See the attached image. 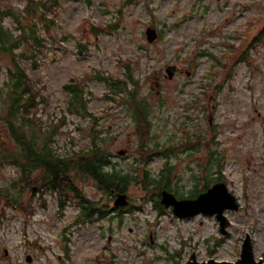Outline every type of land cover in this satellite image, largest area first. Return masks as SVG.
<instances>
[{"label": "rangeland", "instance_id": "obj_1", "mask_svg": "<svg viewBox=\"0 0 264 264\" xmlns=\"http://www.w3.org/2000/svg\"><path fill=\"white\" fill-rule=\"evenodd\" d=\"M25 3L0 0L14 11ZM57 14L40 65L26 62L36 88L28 128L38 144L71 157L102 142L116 170L145 164L153 176H169V192L178 198L196 196L203 175L212 179L221 167L240 209L225 214L224 235L213 218L181 219L171 208L157 209L151 193L132 184L129 211L76 221L77 200L61 209L55 195H35L34 184L25 187L19 168L0 156V189L17 182L18 197L17 206L0 198V264H188L193 254L200 262L235 261L245 234L255 259L264 262V0H59ZM109 24L117 26L94 34L92 25ZM147 27L158 32L151 43ZM7 63L0 58V86ZM170 65L177 67L172 78ZM107 78L127 86L115 94ZM75 82L83 88V107H72L64 89ZM130 90L149 105L144 143ZM4 126L0 116L2 135ZM198 138L204 143L196 145ZM78 188L89 198L102 196L88 182Z\"/></svg>", "mask_w": 264, "mask_h": 264}, {"label": "trees", "instance_id": "obj_2", "mask_svg": "<svg viewBox=\"0 0 264 264\" xmlns=\"http://www.w3.org/2000/svg\"><path fill=\"white\" fill-rule=\"evenodd\" d=\"M58 6L59 0H26L21 10L14 11L0 4V58L8 61V78L0 86V96L3 100L0 106V116L5 123L4 128L2 127L3 131L1 130V133L5 132V134H0V138L4 136L2 142L5 143L6 148L1 152V160L19 168L25 187L31 188V184H34L43 185L52 190L58 189L59 186L63 188L67 165H70L68 170L70 184H68L71 199L77 200L80 208L76 221L92 222L94 219H104L112 212L122 214L129 211V207H112L111 202L117 193H127L132 184L141 185L146 196L151 193V200L155 201V207L162 210V205L155 198L161 197L162 190L171 191L169 176L167 178L164 174L160 177L153 176L145 164L134 171L116 170L110 152L103 148L102 142L97 141H93L92 146L86 151L81 154L76 152L68 160L66 156L53 152L47 146L48 144L40 146L37 134L29 130V126H34L30 110L36 103V88L27 74L26 62L32 69L40 65L39 59L42 48L45 46V34H48L57 23ZM6 19L13 21V27L6 23ZM116 26L117 24H109L103 28L92 25V30L94 34H101L115 29ZM77 50L83 53L82 41L78 43ZM128 79L136 85L130 73ZM107 82L115 94L127 86L126 81L121 79L107 78ZM64 89L71 96L70 105L72 107H83V88L80 83H67ZM130 95L133 117L137 122L141 142L144 143L149 139L151 130L149 105L131 90ZM202 140L198 138L195 144L204 143ZM195 144L193 145L196 146ZM211 155L212 153L209 154ZM170 169L167 167L168 175L171 173ZM37 170L43 172L44 177L35 176ZM207 178L203 175V179L200 180L203 190L210 185ZM83 181L93 185L97 191L100 190L101 198L96 200L89 198L84 191L78 188V184ZM16 183L13 182L9 189H0V198L5 200L6 205L9 203L13 206L18 205V197L13 191L17 190Z\"/></svg>", "mask_w": 264, "mask_h": 264}, {"label": "water", "instance_id": "obj_3", "mask_svg": "<svg viewBox=\"0 0 264 264\" xmlns=\"http://www.w3.org/2000/svg\"><path fill=\"white\" fill-rule=\"evenodd\" d=\"M146 39L149 43L158 38V32L154 27H147ZM177 67L170 65L166 68V73L169 78H172ZM119 155H124V151L120 150ZM129 203L126 193H117L113 199V207H124ZM160 204L164 207H171L172 212L178 218H189L203 213L205 216H215L219 225L220 232L227 234L226 228L229 226V221L226 218L224 211H238L240 204L235 195L229 191L224 183H216L205 192L199 194L196 198L178 199L173 193L162 190ZM27 262H31V257H26ZM188 264H264L263 260H256L252 250V242L249 234H245L242 241L241 252L239 258L235 261H218L210 258L206 261H198L193 254L188 261Z\"/></svg>", "mask_w": 264, "mask_h": 264}, {"label": "flooded vegetation", "instance_id": "obj_4", "mask_svg": "<svg viewBox=\"0 0 264 264\" xmlns=\"http://www.w3.org/2000/svg\"><path fill=\"white\" fill-rule=\"evenodd\" d=\"M66 159H68L69 160V157H67ZM69 168H70V165H67V169H66V179L63 181L64 182V186H63V188H61V186H59V188L58 189H56V190H52V189H47V188H45L43 185H34L33 187H32V192L35 194V195H39V194H42V195H44L45 196V194L46 193H48V194H52V195H55L56 197H57V200H58V203H59V208H61V209H64V207L69 203V201L71 200V190H70V172H68V170H69ZM219 172L217 173V174H215V176H214V178H210L209 177V183H210V185H209V187H207L206 189H201L200 191H198L197 190V194H196V196L194 195V196H190L191 198H196L197 196H199V194H201V193H203V192H205L208 188H210L211 186H213L214 184H216V183H226L227 184V179H226V176L222 173V168L220 167L219 169ZM36 175H39V176H42V177H44V174H43V172L41 173L40 171H36ZM69 183V184H68ZM225 184V185H226ZM227 186V185H226ZM228 187V186H227ZM191 192H194V190L193 191H191ZM176 196V195H175ZM177 197V196H176ZM190 197H187V198H190ZM160 198V197H159ZM178 198V197H177ZM184 197H181V198H178V199H183ZM160 201V200H159ZM167 208V207H166ZM169 208H171V207H169ZM80 209V208H79ZM171 211H172V208H171ZM230 212V210H225L224 211V214H228ZM173 213V212H172ZM209 217V218H213L214 220H216L217 221V219H216V217L215 216H205V215H203V213H198V215H196V217ZM190 218V217H189ZM218 222V221H217ZM218 225H219V223H218ZM228 228V227H227ZM219 229H220V225H219ZM224 235H226V234H224Z\"/></svg>", "mask_w": 264, "mask_h": 264}]
</instances>
